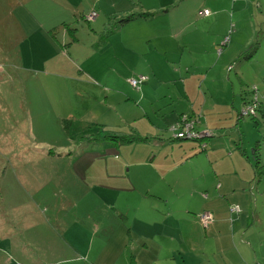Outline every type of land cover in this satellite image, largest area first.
I'll use <instances>...</instances> for the list:
<instances>
[{
    "label": "rangeland",
    "instance_id": "obj_1",
    "mask_svg": "<svg viewBox=\"0 0 264 264\" xmlns=\"http://www.w3.org/2000/svg\"><path fill=\"white\" fill-rule=\"evenodd\" d=\"M159 2L24 0L25 4L20 6L21 1L0 0V11L3 4L6 5V17L0 13V53L3 51V55L0 54V264H133L131 260L135 264H175L166 259L169 241L164 235L175 237L178 231L158 230L159 235H156L155 227H145L143 231L151 242H148V253L133 258L132 253L139 254V245H136L139 241L134 236L125 241L121 238L123 231L110 207L112 198H103V202L95 198L97 204L91 187L81 183L75 175L71 176L69 161L61 157L63 153L73 152L78 142L84 145L114 142L115 139H104L103 136H119L110 129L105 130L104 126L111 127L114 133L125 131V126L132 123L130 119L138 117L139 112L131 106V100L134 106L141 101L136 94L140 93L144 83L157 86L156 92L151 87L148 89L151 102L160 92L172 91L170 81L165 86H158L162 79L154 80L153 75L157 76L160 69H163L159 72L161 76L166 71L162 52L151 49L153 46L158 48L163 41L175 45L176 39L162 36L152 40L151 44H141L145 28L157 34L162 31L159 20L149 25L131 21L122 26L127 17L142 15ZM235 11L234 19L237 18ZM92 12L96 16L88 22L87 17ZM27 16L33 17L34 23L29 24L23 19ZM17 19L24 36L17 29ZM40 25L46 27L40 29ZM49 25L53 28L49 29ZM232 25L233 31L234 20ZM257 34L261 46L252 61L246 60V67L241 72L245 71L243 75L247 78L244 90L255 91L264 107V26ZM128 38L133 46L126 44ZM253 42H256L255 37ZM224 49L226 47L221 50L222 54ZM251 50V47L246 49L240 62L249 57ZM220 59L217 54V63H231V67L236 68V57L231 61L227 56ZM183 61L190 64L186 68L193 69L194 64L188 57ZM134 69L144 75L137 76ZM139 77L145 78L146 82L138 89L132 88L128 81ZM230 78L239 90L234 72ZM130 93H134V99L127 98ZM241 121L245 124L241 131L246 153L255 165L258 161L261 166L264 163V114L257 113L256 119L244 117ZM175 124L161 123L163 141L172 139L171 128ZM99 129L105 132L100 133ZM9 141L27 143L18 151L26 156L21 165L14 166L9 158L4 160L1 150L3 143ZM259 170H264V165ZM91 174L96 173L91 170ZM88 177L92 182V175ZM3 180L8 183V191L18 187L17 192L23 196L7 198V205L3 204ZM256 184L259 191L252 188L254 193L248 213L240 209L245 217L257 212V222L261 223L262 230L245 233L259 244L264 243V173L256 178ZM139 202L148 207L145 201ZM195 217L198 228L191 230L193 226H186L191 221L187 218L181 224V233L186 235L191 230L190 235L200 249L206 244L207 237ZM5 226H8V239H3ZM81 227L79 234L77 229ZM32 228L37 229L36 233L42 238L36 244H32L25 233ZM75 232L80 240L72 239ZM21 236L23 239H18ZM218 237L215 239L218 247L226 251V245L230 247V236ZM22 243L41 255L39 261L27 263ZM60 251V256L54 258L53 255Z\"/></svg>",
    "mask_w": 264,
    "mask_h": 264
},
{
    "label": "crops",
    "instance_id": "obj_2",
    "mask_svg": "<svg viewBox=\"0 0 264 264\" xmlns=\"http://www.w3.org/2000/svg\"><path fill=\"white\" fill-rule=\"evenodd\" d=\"M18 1H21L18 3L20 6L25 4L24 0ZM5 7L3 4V12L0 11L3 18L6 17ZM202 11H208V15H202ZM233 11L237 14L236 19ZM142 14L131 17L122 26L131 21H143L139 23L149 25L159 20L162 31L157 34L145 28L141 44H151L152 40L161 39L162 36L176 39L175 45L163 41L158 48L153 46L154 49H151L162 52L166 71L161 76L159 72L163 69H160L157 76L153 75L154 80L162 79L158 86H165L170 81L172 91L160 92L159 97L151 102L147 96L150 93L148 89L151 87L156 92L157 86L144 83L140 93L136 94L141 99L139 103L136 102L134 106V101L129 99H134V93L127 97L139 113L138 117L130 119L132 123L125 126V131L114 133L111 127L104 126L105 130L110 129L111 133L119 136H113L114 142L87 145L78 142L73 152L63 153L61 157L69 161L70 175H75L77 180L91 187L90 192L94 194L93 200L97 204L96 199L102 201L103 198H112L110 207L123 231L121 238L125 241L134 236L139 241L136 244L139 245V254L132 253L133 258L148 253L150 241L143 230L145 227H155L156 235H159L158 230L179 232L175 237L164 235L169 241L166 247H169V256L166 259L175 264H264V243L257 244L247 235L251 230H262L261 223L257 222V212L249 213L248 217L243 213H248L253 189L259 191L255 167L260 163L257 161L255 165L246 153L241 131L245 124L237 120L243 104L241 95L247 81L243 75L245 71L241 70L246 67V60L252 61V56L261 46L257 31H261L264 26V0H160L159 5ZM23 19L29 24L34 23L31 16ZM233 20L235 29L232 31ZM48 27L53 28L50 25ZM17 29L24 36L18 19ZM253 37L256 38L255 43ZM225 39H228V43L222 46ZM126 44L133 46L130 38ZM225 47L222 54L221 50ZM249 47L252 48L251 54L240 62ZM0 54L3 55V51ZM217 54L219 59L227 56L229 61L236 57V68L231 67V63H217ZM184 57L192 61L193 69L185 67L190 64L183 61ZM134 71L137 76L144 75L141 71ZM232 72L239 90L234 79L230 78ZM186 112L191 113L186 116H192L196 121L197 130L208 129L213 134L206 142L204 151L195 142L162 139L161 123H176ZM23 144L27 143H3L1 154L4 160L9 158L14 166L21 165L20 162L26 159L23 153L18 152ZM91 170L96 174H91ZM89 175H92L93 183L89 181ZM7 184L3 180L5 205L7 198L23 196L17 192L18 187L15 191H8ZM139 200L145 201L148 207ZM233 208L239 209L237 215L232 214ZM203 212L210 213L213 220L204 232L206 244L198 249L190 232L192 228H198L194 217ZM187 218L191 221L185 225L193 227L185 235L181 233V224ZM7 229L8 226H5L3 239L9 237ZM36 230L32 228L25 232L32 244L42 239ZM80 230L82 227L77 229L79 234ZM218 235L223 238L230 236V247L226 245V251L218 247L215 241L219 239ZM18 239L22 240L23 236ZM72 239L80 240L76 232ZM22 245L27 263L39 261L41 255L30 250L29 245ZM60 254L61 251L53 256L56 258ZM131 262L135 264L134 260Z\"/></svg>",
    "mask_w": 264,
    "mask_h": 264
},
{
    "label": "built area",
    "instance_id": "obj_3",
    "mask_svg": "<svg viewBox=\"0 0 264 264\" xmlns=\"http://www.w3.org/2000/svg\"><path fill=\"white\" fill-rule=\"evenodd\" d=\"M202 15H208V11H202ZM95 14L92 12L88 17L87 21H91L95 18ZM228 43V39H225L222 46H226ZM220 53V50L218 51ZM231 68H228L230 70ZM146 81L145 78L139 77L138 79H131L128 81L129 85L134 88L138 89L140 85H142ZM256 95V94H255ZM257 102L256 96H254V100L249 105H246L240 112L241 116L244 115H252L255 113V103ZM196 121L186 115H182L179 117L176 124L171 128L173 132L172 139L175 141L186 140V141H193L198 140L197 143L199 147L204 150L205 149V142L207 139L211 138L213 134L208 130H197L195 128ZM234 213H238L239 210L237 208L232 209ZM212 216L208 212H204L199 216V223L202 225L203 228H207L212 222Z\"/></svg>",
    "mask_w": 264,
    "mask_h": 264
},
{
    "label": "trees",
    "instance_id": "obj_4",
    "mask_svg": "<svg viewBox=\"0 0 264 264\" xmlns=\"http://www.w3.org/2000/svg\"><path fill=\"white\" fill-rule=\"evenodd\" d=\"M143 15V14H142ZM131 17H127L126 19H124L123 21H128V19H130ZM256 94V92L255 91H253V90H247V91H245L244 89H243V92H242V95H241V97H242V99H243V104H242V106H241V109L239 110V112H238V117H237V120L238 121H240V120H243V118L245 117V118H251V119H256L257 118V113H262V110H264V107H262V104H260V102L258 101V97H257V94ZM254 96H256V98H257V102L255 103V113L254 114H252V115H249V114H247V115H244V116H241L240 115V112H241V110L246 106V105H249V104H251L252 103V100H254ZM242 101V100H241ZM262 114H264V113H262ZM262 114H261V116H262ZM99 132L100 133H104L103 132V130H100L99 129ZM103 138L104 139H114V137H107L106 135L105 136H103ZM180 141H186V140H180ZM197 141L198 140H193V141H191V142H195V143H197ZM198 144V143H197ZM198 148L201 150V151H204V150H202L199 146H198ZM260 169V167L259 166H256L255 167V179L256 178H258L259 179V177H260V175H261V173H264V170H259ZM239 210V209H238ZM204 213V212H203ZM239 213V212H238ZM238 213H232V214H238ZM202 214V213H201ZM201 214H199V215H197V217H195L196 219H197V221H198V223H199V216L201 215ZM200 224V223H199ZM200 226L202 227V225L200 224ZM203 228V227H202ZM204 230L206 229V228H203Z\"/></svg>",
    "mask_w": 264,
    "mask_h": 264
},
{
    "label": "clouds",
    "instance_id": "obj_5",
    "mask_svg": "<svg viewBox=\"0 0 264 264\" xmlns=\"http://www.w3.org/2000/svg\"><path fill=\"white\" fill-rule=\"evenodd\" d=\"M88 22H89V21H88ZM189 117L192 118V116H189ZM212 137H213V136H212ZM212 137H211V138H212ZM209 139H210V138H209ZM209 139H207L206 142H207ZM174 141H175V140H174ZM206 142H205V143H206ZM198 146H199V145H198ZM205 146H206V144H205ZM204 150H205V149H204Z\"/></svg>",
    "mask_w": 264,
    "mask_h": 264
}]
</instances>
